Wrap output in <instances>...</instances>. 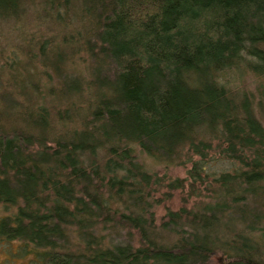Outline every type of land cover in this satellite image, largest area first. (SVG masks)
Masks as SVG:
<instances>
[{"label":"trees","instance_id":"1","mask_svg":"<svg viewBox=\"0 0 264 264\" xmlns=\"http://www.w3.org/2000/svg\"><path fill=\"white\" fill-rule=\"evenodd\" d=\"M31 8L60 28L40 55H83L87 87L0 129V264H264V0H0V20ZM139 154L187 178L158 196ZM186 185L199 202L157 224Z\"/></svg>","mask_w":264,"mask_h":264},{"label":"rangeland","instance_id":"2","mask_svg":"<svg viewBox=\"0 0 264 264\" xmlns=\"http://www.w3.org/2000/svg\"><path fill=\"white\" fill-rule=\"evenodd\" d=\"M41 9L43 8L41 7ZM38 10L39 8H31L25 15L20 17L19 21L4 22V20H0V121L5 122L10 119V116L13 120V122H7L6 127L0 125L2 131L20 127L18 126L19 123H17V116L22 119V113L33 110L32 107L34 109L45 106L51 108L53 106V99L50 97L51 90L61 93L62 87H64V80L70 79V82L74 84L81 83V81V84L87 83L88 74L86 71L88 67L86 66L85 57L82 59L83 55L76 56L74 59L69 57L70 59L68 58L62 66L59 65V74L56 73L58 62L55 59L40 55L39 42H45L46 40L57 44L60 43L59 34L50 33L49 35L46 26L49 29L54 27V29L60 30V28L56 27L55 24L47 25L46 22H38L41 14V11L37 12ZM73 67L78 68V70H74ZM74 71L81 74L80 80L75 79L77 77H72ZM237 78H240L239 81L236 78L234 81L233 77H229V80L232 83L235 82V87L240 90L252 91L254 83L250 76L245 75L243 78ZM83 85L87 87L86 84ZM7 90L13 91L15 93L14 97L10 95L8 97ZM21 93H25L26 96L18 97ZM8 99H10L9 104L6 103ZM78 99L75 97L69 99V101L77 102ZM65 105L68 104L65 103L64 107ZM139 156L146 167L158 173L164 179V188H161V193L158 196L167 191L166 186L169 185L168 182L170 180L185 179L190 170L189 164L186 166L174 165L169 168L166 166V168L145 154H139ZM189 189V186L186 185V192H175L173 200L165 199L166 197L159 199L164 201L156 208L157 224L162 223L168 210L178 211L183 206L192 207L196 202H199L193 197L190 199L189 204L186 205L184 194H187ZM0 257L3 258L2 253H0ZM19 262L21 263L18 264L25 263V261ZM227 263V258L221 253L213 256L209 262V264Z\"/></svg>","mask_w":264,"mask_h":264}]
</instances>
